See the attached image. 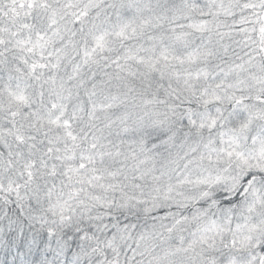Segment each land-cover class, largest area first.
I'll return each mask as SVG.
<instances>
[{
  "label": "snow or ice",
  "instance_id": "obj_1",
  "mask_svg": "<svg viewBox=\"0 0 264 264\" xmlns=\"http://www.w3.org/2000/svg\"><path fill=\"white\" fill-rule=\"evenodd\" d=\"M0 264H264V0H0Z\"/></svg>",
  "mask_w": 264,
  "mask_h": 264
}]
</instances>
